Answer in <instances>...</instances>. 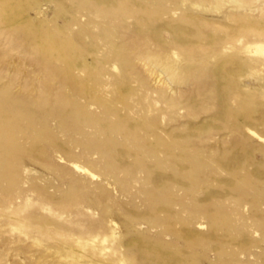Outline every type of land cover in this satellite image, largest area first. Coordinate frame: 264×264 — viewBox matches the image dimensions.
Returning <instances> with one entry per match:
<instances>
[{
	"label": "rangeland",
	"instance_id": "1",
	"mask_svg": "<svg viewBox=\"0 0 264 264\" xmlns=\"http://www.w3.org/2000/svg\"><path fill=\"white\" fill-rule=\"evenodd\" d=\"M0 264H264V0H0Z\"/></svg>",
	"mask_w": 264,
	"mask_h": 264
}]
</instances>
